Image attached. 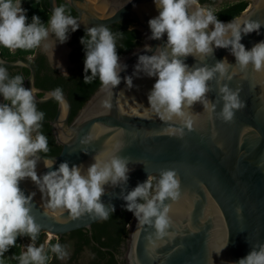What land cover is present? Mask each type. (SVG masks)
Here are the masks:
<instances>
[{"label":"clouds","instance_id":"clouds-1","mask_svg":"<svg viewBox=\"0 0 264 264\" xmlns=\"http://www.w3.org/2000/svg\"><path fill=\"white\" fill-rule=\"evenodd\" d=\"M22 3L23 0H0V46L4 48L47 51L57 45L49 42L50 34L63 44L80 27L63 5L52 10L47 27L35 14L28 22ZM153 3L158 15L148 21L151 31L148 39L160 40L166 34V41L158 44L154 52L151 45L145 44L144 52L152 54H140L132 74L121 77L120 73L127 69L117 52V40L122 38L123 32L114 33L106 25L91 27L80 38L84 49L83 81L91 83L98 78L109 97L104 106L110 108L113 89L122 79L131 90L134 78L155 77L147 93L148 106L135 98H131L132 103L146 115L154 114L168 124L166 132L177 138H183L186 130L191 131L198 125L201 112L193 111L196 103L203 106L208 119L233 121L235 113L246 103L241 99L240 89L231 88L227 82L249 66L253 72L264 73V40L251 49L241 43L242 34L258 33L262 24L240 18L223 22L211 8L200 6L198 0H153ZM260 5H264V0H259L257 6ZM216 48L228 49L235 57V64H230L227 57L207 64L206 58L214 56ZM188 56L198 63L189 66L185 62ZM63 72L68 75L64 69ZM212 82L217 92L215 101L208 98V93L214 90ZM37 91L33 86L25 88L24 77L11 76L5 62L0 60V98L3 101L0 102V264H4V254L16 245L19 236H28L32 241L25 246L26 251L14 257L19 264H46L49 259L46 245L35 244L41 231L31 214L36 192L25 195L19 187L25 179L36 185L46 211L57 218L67 212L72 218L89 214L107 220L115 209L110 201L106 204L102 196L108 194L106 186L120 187L119 196L126 202L123 207L133 213L137 223L152 225L157 237L167 234L172 224V204L181 197V181L176 170L162 169L158 176L149 173L144 182L129 191L126 186L131 169L128 158L119 155L123 148L119 141L96 153L86 168L76 164L70 167L69 162L64 161L53 169L55 159L45 158L43 165L49 171L38 175L40 153H47L49 147L46 135L40 131L45 113L37 108ZM120 93L125 95L123 90ZM48 98L67 106L59 87L47 93L45 99ZM91 139L93 137L89 136L82 143ZM240 211L237 208V213ZM228 238L229 235L217 254L227 246ZM50 251L58 259L69 255L68 245L59 242L52 244ZM235 264H264V244L253 246Z\"/></svg>","mask_w":264,"mask_h":264},{"label":"water","instance_id":"water-1","mask_svg":"<svg viewBox=\"0 0 264 264\" xmlns=\"http://www.w3.org/2000/svg\"><path fill=\"white\" fill-rule=\"evenodd\" d=\"M65 1L76 12L72 16L80 23L78 29L82 31L122 19L140 24L144 42L120 55L121 62L127 64L121 77L132 74L140 54H152L144 52L145 44L151 45L154 52L158 44L166 41V34L160 40L148 39L151 35L148 21L158 15L153 0ZM258 3L259 0H250L234 17L262 24L258 33L242 34L241 43L246 49L264 40V5L258 7ZM57 6L56 0H48L51 14ZM225 57L230 64H235V57L224 48H216L214 56L207 57L205 62L212 65ZM0 60L5 65H22L29 69L26 88L33 86L38 89L37 93H43L41 97L36 93V101L52 99H45V95L54 89L42 90L34 85L35 69L27 60H7L1 55ZM185 62L189 66L198 63L192 56ZM155 80V77L141 75L133 79L134 87L128 90L122 79L113 89L110 108L104 106L109 97L100 85L70 122L71 102L63 92L67 106L58 102L50 122L61 149L57 155L40 153L37 173L49 171L43 165L45 158L55 159L53 169L64 161H68L70 167L85 165L96 153L119 141L123 145L119 155L128 158L131 169L126 186L129 191L144 182L149 173L158 176L162 169H175L181 181V197L172 204V224L167 234L157 237L152 225H140L132 216L128 224L126 264H235L253 246L264 244V73L253 72L249 66L227 82L231 88L240 89L241 99L246 103L231 122L208 119L203 106L194 104L193 111L201 112L199 123L193 130H186L183 138L169 135L165 130L168 124L154 114L146 115L132 103L131 98H135L147 107V93ZM212 86L214 90L208 93V98L215 101L214 82ZM221 107L222 103L217 106V112ZM89 136L93 139L82 143ZM19 187L25 195L36 192L31 214L45 233L62 235L78 228L90 229L100 220L89 214L72 218L67 212L57 218L46 211L45 201L30 179L21 181ZM106 188L108 194L102 196V200L106 204L110 201L115 210L121 209L126 203L119 196L121 188ZM237 208L241 209L240 213ZM228 235L227 246L217 254Z\"/></svg>","mask_w":264,"mask_h":264},{"label":"trees","instance_id":"trees-1","mask_svg":"<svg viewBox=\"0 0 264 264\" xmlns=\"http://www.w3.org/2000/svg\"><path fill=\"white\" fill-rule=\"evenodd\" d=\"M56 2L58 6L63 5L65 7L66 13L76 15V12L67 1L56 0ZM198 2L201 6L206 8H211L215 4V0H198ZM249 2V0H232L211 10L217 15L219 20L226 22L239 15L247 7ZM22 4L23 8L27 10L28 22L31 21V17L35 14L41 18L47 27V21L51 16L48 9V0H23ZM107 26L114 33L123 32L122 38L117 40V52L119 56L140 45L138 40L139 30L130 27L125 20H120ZM85 34L86 31L79 29L73 32L72 43L74 44V50L71 57L72 60L76 62V67L69 75H55V70L48 66L45 72L41 73L44 68L41 62V55L33 60V65L35 67V86L47 89H56L59 87L67 94L71 102L69 122L74 118L86 100L101 85L98 78L91 83H85L83 81L84 49L83 45L80 43V38ZM36 50L37 48L28 50L15 49V51H12L0 46V55L7 60L18 57L27 59L26 57L33 55ZM6 66L11 76L20 74L19 72L12 71L17 66ZM21 70L23 71L20 75L25 77L29 70L26 67H21ZM37 96L40 97L42 94L37 93ZM57 103L55 99L37 102L38 110L45 113V117L42 121V128L40 129L48 140L49 151L45 154L57 155L61 149V145L55 141L49 124V121L56 112ZM132 216V212L122 207L121 209L115 210L113 214H110L107 220L94 222L90 229L78 228L66 233L72 240V257H74L83 246H89L92 252H94L93 264H119L118 257L121 258L122 256L121 245L126 241L129 235L128 224ZM45 234L43 230L40 231L35 241L37 246L44 244ZM26 239L30 240L28 236L17 237L16 245L11 247L8 252L4 254V264H19L18 260L14 257H18L22 252L26 251V249L23 251V242ZM55 243V239H50L46 244V251L49 256L46 264H51V259L56 258V254L50 251V246ZM124 263L125 260L122 258L121 264Z\"/></svg>","mask_w":264,"mask_h":264},{"label":"flooded vegetation","instance_id":"flooded-vegetation-1","mask_svg":"<svg viewBox=\"0 0 264 264\" xmlns=\"http://www.w3.org/2000/svg\"><path fill=\"white\" fill-rule=\"evenodd\" d=\"M215 3H216V0H215ZM22 7H23V4H22ZM122 20H125L130 27L136 28V29L139 30L138 40H139L140 45H141L144 42V36L142 35L141 29H140V24L137 21L132 20V19H122ZM51 36L55 39V37L53 35H51ZM72 40H73V32L70 34V38H69V41H70V44H71V49H70L69 54H68V61H69V65L72 66V68L71 69L69 68L66 71L68 73V75L76 67V62H74L72 60V57H71V54H72V52L74 50V44L72 43ZM49 42H51V41L49 40ZM57 50H58L57 45H56L55 48H51L50 47L47 51L42 50V48H37L36 52L33 55L27 56L26 58L28 60L27 59H25V60H27L29 63H31L33 65V60L36 57H38L39 55H41V62L44 65V68L42 69L41 73L45 72L46 67L48 66V67H50V68L55 70V73H54L55 75L67 76V74H65L63 72V70L60 69V67L62 66V65L60 66V64H62V62H60V61H62V60L61 59L58 60V59L55 58L56 57V53L55 52ZM12 51H15V50H12ZM18 58H21V57H18ZM11 60H14V59H11ZM58 63H60V64H58ZM11 66H17L12 71L13 72H15V71L19 72L20 74L23 71V70H21V67H25V66H22V65H11ZM33 67H34V65H33ZM34 69H35V67H34ZM29 72L30 71H28V74L24 77V86H25V88H26V82H27L28 77H29ZM34 85H35V76H34ZM37 88L42 89V90H47V88H40V87H37ZM38 93H41L42 96H43L42 92H38ZM0 102H2L1 98H0ZM51 120L49 121V124H50ZM50 126H51V124H50ZM51 130H52V126H51ZM52 134H53V131H52ZM55 141H56V139H55ZM56 236H57V238L55 239L56 243L59 242L62 245H68L69 255L65 259H58L57 257L55 259H51V264H75L77 262L79 263L80 261H85L86 264H93L94 252H92V250H91V248L89 246H83L82 249L74 257H72V254H73L72 240L66 235V233L62 234V235H56ZM49 240L50 239H48L46 241L45 245L47 244V242ZM25 241H29L30 243H32V241L29 240V239H26ZM127 245H128V237H127L126 241L121 245V251H122L121 258H119L116 255L118 257V260H119L120 264H121V259L122 258L125 260L124 264H126L125 253H126V250H127Z\"/></svg>","mask_w":264,"mask_h":264},{"label":"rangeland","instance_id":"rangeland-1","mask_svg":"<svg viewBox=\"0 0 264 264\" xmlns=\"http://www.w3.org/2000/svg\"><path fill=\"white\" fill-rule=\"evenodd\" d=\"M229 1H232V0H216V3L211 7V9H215L216 7L220 6L221 4L225 3V2H229ZM250 1V0H249ZM199 3V2H198ZM200 5V4H199ZM201 6V5H200ZM49 40L51 42H55L57 44V48L58 50L55 52L56 53V59H61L62 61V67H60V69H64L65 71H67L69 68L71 69L72 66L69 65V61H68V54H69V51L71 49V44H70V41L68 39V41L66 43H63V44H59V41L54 39L51 35L49 37ZM62 69V70H63ZM1 101H2V98H1ZM3 102V101H2ZM57 236L56 235H53V234H50V233H46L45 234V240H44V244L46 243V241L48 239H56ZM30 242L29 241H24L23 244H24V247H23V251L26 249V245H28ZM75 264H86L85 261H80L79 263H75Z\"/></svg>","mask_w":264,"mask_h":264},{"label":"bare ground","instance_id":"bare-ground-1","mask_svg":"<svg viewBox=\"0 0 264 264\" xmlns=\"http://www.w3.org/2000/svg\"><path fill=\"white\" fill-rule=\"evenodd\" d=\"M91 162H92V160L90 162H88L87 164H85L84 167L86 168Z\"/></svg>","mask_w":264,"mask_h":264},{"label":"crops","instance_id":"crops-1","mask_svg":"<svg viewBox=\"0 0 264 264\" xmlns=\"http://www.w3.org/2000/svg\"><path fill=\"white\" fill-rule=\"evenodd\" d=\"M25 241V240H24ZM23 247H24V244H23Z\"/></svg>","mask_w":264,"mask_h":264}]
</instances>
